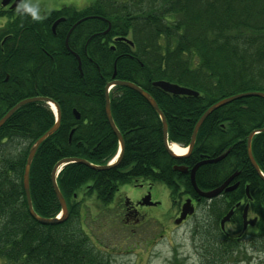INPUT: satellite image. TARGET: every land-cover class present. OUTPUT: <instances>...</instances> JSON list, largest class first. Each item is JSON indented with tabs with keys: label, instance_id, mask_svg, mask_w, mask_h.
Instances as JSON below:
<instances>
[{
	"label": "trees",
	"instance_id": "16d2710c",
	"mask_svg": "<svg viewBox=\"0 0 264 264\" xmlns=\"http://www.w3.org/2000/svg\"><path fill=\"white\" fill-rule=\"evenodd\" d=\"M88 15L98 17L79 23L67 47L70 28ZM99 17L108 19L111 29L107 36L91 37L108 27ZM59 18L65 20L54 33L52 25ZM25 25L20 39L18 33L4 47L6 33L0 30V120L26 98L47 97L60 108L59 129L41 144L31 165L30 193L37 215L55 218L61 212L51 177L58 162L77 158L90 165L68 164L57 178L69 218L38 222L28 208L25 165L33 144L56 119L45 102L24 105L10 117L0 128V264H109L82 227L87 198L96 195L107 206L121 184L137 179L166 184L177 204L184 195L197 194L190 175L175 166L192 168L227 151L224 160L196 173L197 185L208 190L240 172L238 189L203 200L213 218L211 231L222 236L218 245L210 246L211 263L224 262L247 238L264 247V179L247 152L248 138L256 132L251 148L264 173V97H243L211 113L193 151L176 157L165 146L160 114L134 89L116 86L110 93L111 111L123 136V156L106 170L94 168L107 166L119 148L105 110L106 86L113 79L148 92L166 118L169 142L184 147L212 105L241 93H264V0H96L84 10L52 11L42 25ZM113 37H120L115 45ZM156 81L193 89L199 96L173 95L156 87ZM22 141L27 145L15 153ZM241 200L245 203L237 207ZM247 204L258 221L245 234ZM232 208L236 231L224 234L219 221Z\"/></svg>",
	"mask_w": 264,
	"mask_h": 264
},
{
	"label": "rangeland",
	"instance_id": "374dc122",
	"mask_svg": "<svg viewBox=\"0 0 264 264\" xmlns=\"http://www.w3.org/2000/svg\"><path fill=\"white\" fill-rule=\"evenodd\" d=\"M95 1L25 0L23 5L35 6L38 16L42 18L64 7L83 10ZM17 145L15 153H19L27 143L22 141ZM148 189H151L157 203L143 208V213L149 218L137 224V228L125 227L117 216L122 214L119 198L134 200L137 196L138 199ZM183 198L174 206L170 190L162 182L142 180L137 186L133 182L123 183L110 206H104L96 195L87 198L81 209L82 227L92 245L109 264H212L213 251L210 246L213 243L218 245L222 236L211 231L213 218L209 217L206 204H199L186 221L176 224ZM227 230L234 233L236 228L228 224ZM218 252L223 253V250L220 248ZM220 260L216 264H264V247H258L247 238L224 262L219 263Z\"/></svg>",
	"mask_w": 264,
	"mask_h": 264
},
{
	"label": "water",
	"instance_id": "95a60500",
	"mask_svg": "<svg viewBox=\"0 0 264 264\" xmlns=\"http://www.w3.org/2000/svg\"><path fill=\"white\" fill-rule=\"evenodd\" d=\"M11 0H3V5H7ZM23 0H16L15 4L13 5V7H18L20 5V3ZM63 21V19H59L57 20L54 25H53V31H55L57 25ZM74 27L71 29V32L73 31ZM71 32H69L67 39H66V43H68V39L69 36L71 34ZM78 61H79V67L81 68V61H80V57L77 55ZM154 85L156 87L161 88L162 90H164L165 92L171 93L173 95H190V96H199V93L193 89L190 88H186V87H182L179 86L177 84L174 83H170L167 81H156L154 82ZM112 86H126L129 87L131 89H134L135 91H137L138 93H140L148 102L149 104L160 114L161 118H162V122H163V137H164V143L166 148L169 150V152L173 155H175L171 149V145L169 144L168 141V125H167V121L166 118L163 114V112L160 110L158 104L156 103V101L152 98V96L146 92L144 89H142L141 87H139L138 85L132 83V82H128V81H121V80H114L113 82H110L109 84H107L106 87V105H105V109H106V115L109 121V124L111 126V128L113 129V131L115 132V134L117 135V137L119 138L120 141V145H121V156L123 155V149H124V140H123V136L121 135V133L119 132V130L117 129L115 122L113 120L112 117V112H111V103H110V96H109V88ZM249 96H260V97H264V93L262 92H248V93H241V94H237L228 98H225L217 103H215L214 105H212L203 115L202 117L199 119V121L197 122L192 137H191V143L189 146V153L192 151V149L194 148V144H195V140H196V136L197 133L201 127V125L204 123V121L206 120V118L213 113L214 111H216L217 109L221 108L222 106L243 98V97H249ZM36 101H44V102H50L52 103V100L49 98H45V97H35V98H29V99H25L21 102H19L14 108H12L1 120H0V127H2L6 121L14 114V112H16L19 108H21L22 106L29 104V103H33ZM56 105V104H55ZM57 110H58V120L56 122V124L49 130L47 131L42 137H40L35 143L34 145L31 147L28 158H27V162H26V166H25V173H24V188H25V192H26V196H27V202H28V208H29V212L30 214L40 223L42 224H56L59 222H63L65 221L68 216H69V212H68V207H67V203L63 197V195L61 194L58 185L56 183V178H57V170L62 166V165H67L70 164L72 162H80L86 165H90L87 161L82 160V159H64L62 161H60L55 168L53 169L52 172V184H53V189L54 192L60 202L61 208H62V218H43L39 215H37V213L35 212L34 208H33V204H32V199H31V193H30V170H31V165L32 162L34 160V157L39 149V147L41 146V144L47 140L53 133H55L60 125V111H59V107L58 105H56ZM74 114L76 116L77 119L80 118L79 114L74 111ZM264 131V129H263ZM254 133H252L249 136L248 139V145H247V150H248V156L249 159L252 163V165L254 166V168L256 169V171L262 176L263 174L261 173L258 164L253 156L252 150H251V140L253 137ZM227 154H224L218 158L215 159H207L204 160L202 162H199L198 164H196L190 171L187 167H175V169L181 171L182 173H188L190 172V177H191V182L196 190V192L204 198L207 199H212L214 197L219 196L224 190L227 192L233 191L235 189H237V187L239 186V183H235L232 186H229L230 183L238 176L239 173H234L233 175H231L221 186L209 190V191H202L196 184V172L199 169V167H201L204 164H208V163H217L221 160H223L226 157ZM95 169L98 170H106L108 168H110V166H104V167H94ZM142 204L144 205H152L153 202L151 201V195H147V197L144 198ZM247 210H248V206L245 208L244 210V226L247 227L248 225L254 226L256 223V219L253 220H247ZM194 211V208L192 206V202L190 199H188L185 204L182 207V213L181 216L176 220L177 224H180L184 219H186V217L189 214H192ZM234 211L231 210L222 220H221V227L222 229H224L225 227V223L230 221L232 215H233Z\"/></svg>",
	"mask_w": 264,
	"mask_h": 264
},
{
	"label": "flooded vegetation",
	"instance_id": "af4514ba",
	"mask_svg": "<svg viewBox=\"0 0 264 264\" xmlns=\"http://www.w3.org/2000/svg\"><path fill=\"white\" fill-rule=\"evenodd\" d=\"M24 1L25 0H23L18 7H13V5L16 2V0H11L7 5H3L2 4V0H0V13L2 14L0 16V30H5V33H6V35L3 37V40L1 42V45L3 47L5 45H8V44L12 43V41L14 39H16V35L18 33H19L18 36H17L18 40L20 39L22 32L28 29V27L25 25V22L29 21L31 24H38V23L40 24L41 23V25H42L43 21L45 20V17L48 15L47 14L46 16H44L42 18L39 17V19H33L30 13H28L25 10L21 11L24 8L23 7V2ZM95 17H98V16L88 15V16L84 17L82 19V21H84V20L88 21V20H90L92 18H95ZM99 19L102 20L103 22H105L108 25V27H107V29L105 31H101V32L97 31L96 34L92 35L91 37L99 36V35L100 36H107L109 31H110V29H111V25H110L108 19L103 18V17H99ZM54 23H53V25H54ZM53 25H52V31H53ZM58 25H57V27H58ZM77 25L78 24L76 22L72 27L75 26L74 27V29H75ZM57 27H56L55 31H53L54 33L57 31ZM72 27L70 28L69 32H71ZM74 29H73V31H74ZM69 32H68V34H69ZM68 34H67V36H68ZM118 38H120V37H113L111 43L113 45H115L116 42H119V41H117ZM112 47H115V46H112ZM8 79H9V76H7V80ZM207 159L208 158H204V159H202L200 161H204V160H207ZM204 165H207V164H204ZM204 165H202V166H204ZM234 182H236V179H235ZM133 183L136 186H137V184H139V182L137 183V179L134 180ZM151 183H153V182H151ZM224 193H226V192H224ZM149 194L151 195L152 202L153 203L155 202V204H157L156 201H154V199H153L151 189H148L138 199H137V196H136V198L134 200H130V199L125 198V197L124 198H119L120 199L119 203L121 204L122 214L119 213V214H117V216H118V219L120 220V222H122L125 227H133L134 226L135 228H137V224H139L141 222H145L149 218V217H147L148 216L147 214L143 213V208L144 207H148V206H153V205H143L142 204L144 198L147 197V195H149ZM184 197H185V199L190 198L192 200V203L195 206V210H196V208H197V206L199 204H203L204 198H201L198 195H197V197H191L190 195H185ZM113 200H115V199H113ZM244 203H245V201L241 200V202H239L237 204L238 205L237 207L242 206ZM110 204H109V206H110ZM175 206H177V205H175ZM181 210H182V208H181ZM181 210H180L179 216L181 214ZM189 217L190 216H188L187 219ZM253 217H255V216L250 215L248 213V219L253 218ZM110 218L113 219L112 216ZM116 219H114V220L117 222ZM249 228H250V226L247 227V230ZM224 233H227V227H226V231H224Z\"/></svg>",
	"mask_w": 264,
	"mask_h": 264
},
{
	"label": "bare ground",
	"instance_id": "6f19581e",
	"mask_svg": "<svg viewBox=\"0 0 264 264\" xmlns=\"http://www.w3.org/2000/svg\"><path fill=\"white\" fill-rule=\"evenodd\" d=\"M51 108L56 112L55 106L53 104H51ZM171 148L173 150V152L178 155V156H183L187 153V148L180 146L177 143H173L171 144ZM261 171V170H260Z\"/></svg>",
	"mask_w": 264,
	"mask_h": 264
},
{
	"label": "clouds",
	"instance_id": "9594fccd",
	"mask_svg": "<svg viewBox=\"0 0 264 264\" xmlns=\"http://www.w3.org/2000/svg\"><path fill=\"white\" fill-rule=\"evenodd\" d=\"M25 11H27L28 13L31 14L33 19H39L38 13H37V9L35 6H31V5H23Z\"/></svg>",
	"mask_w": 264,
	"mask_h": 264
}]
</instances>
